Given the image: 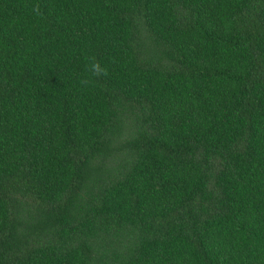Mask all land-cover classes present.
Listing matches in <instances>:
<instances>
[{
    "label": "trees",
    "instance_id": "trees-1",
    "mask_svg": "<svg viewBox=\"0 0 264 264\" xmlns=\"http://www.w3.org/2000/svg\"><path fill=\"white\" fill-rule=\"evenodd\" d=\"M0 264H264V0H0Z\"/></svg>",
    "mask_w": 264,
    "mask_h": 264
},
{
    "label": "clouds",
    "instance_id": "clouds-1",
    "mask_svg": "<svg viewBox=\"0 0 264 264\" xmlns=\"http://www.w3.org/2000/svg\"><path fill=\"white\" fill-rule=\"evenodd\" d=\"M88 71L91 73V75L93 77H103L106 76L108 74L107 69L101 65V63L97 60H95V58H92L89 65H88ZM82 86H88L92 83V80L90 79H82L80 81Z\"/></svg>",
    "mask_w": 264,
    "mask_h": 264
}]
</instances>
